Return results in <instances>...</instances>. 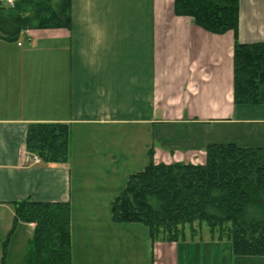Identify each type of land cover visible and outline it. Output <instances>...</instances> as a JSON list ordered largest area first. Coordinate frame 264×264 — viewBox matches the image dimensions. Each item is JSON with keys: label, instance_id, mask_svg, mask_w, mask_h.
<instances>
[{"label": "crops", "instance_id": "1", "mask_svg": "<svg viewBox=\"0 0 264 264\" xmlns=\"http://www.w3.org/2000/svg\"><path fill=\"white\" fill-rule=\"evenodd\" d=\"M173 1L71 0L69 29L0 38V233L17 201H68L71 264H264L227 241L153 242L142 224L111 221V201L150 152L155 162L204 160L203 146L165 150V124L219 125L225 140L210 133L206 144L264 145V104L233 102L234 33L195 25ZM236 38L264 41V0H239ZM37 122L69 125L67 162L26 148ZM23 223L29 238L34 224Z\"/></svg>", "mask_w": 264, "mask_h": 264}, {"label": "trees", "instance_id": "2", "mask_svg": "<svg viewBox=\"0 0 264 264\" xmlns=\"http://www.w3.org/2000/svg\"><path fill=\"white\" fill-rule=\"evenodd\" d=\"M177 15L216 34L232 31L233 102L264 104V41L241 42L236 33L239 0H174ZM71 0H16L0 4V38L17 40L30 28H70ZM25 146L42 162L65 163L70 154L66 123L28 124ZM202 162H155L131 173L110 203L115 223L138 222L151 241L194 236V222L218 232L233 254L264 255V145L211 142ZM70 204L23 199L14 204V224L33 223L23 264H71ZM190 238H193L190 236ZM214 239V238H212Z\"/></svg>", "mask_w": 264, "mask_h": 264}, {"label": "rangeland", "instance_id": "3", "mask_svg": "<svg viewBox=\"0 0 264 264\" xmlns=\"http://www.w3.org/2000/svg\"><path fill=\"white\" fill-rule=\"evenodd\" d=\"M234 128V131L242 130V128ZM237 129V130H236ZM163 132V139H160L159 144L163 146L165 150L172 151L173 153H179L180 155L188 156L189 153L195 152L196 155H200V150L205 149L207 141V135L210 133V139H217V137H224V132L220 130V126L213 127L207 126H180L178 124H165L157 129L158 136ZM240 134V133H239ZM154 136L156 131L154 130ZM159 139V138H158ZM221 140H225L221 139ZM206 144V145H204ZM193 146V147H192ZM203 148L201 149V147ZM205 153V152H204ZM186 154V155H185ZM183 162V161H182ZM195 162H198L195 160ZM124 185V181H116V183ZM129 223V222H128ZM138 223V222H130ZM195 229L194 236L191 235L188 230L187 238L192 237H205L216 239L218 232H211L208 225L205 222H194L193 227ZM147 230V229H146ZM29 228L22 221H18L14 224L13 218L9 220L8 226L1 227L0 233V264H23L26 242L29 234ZM148 233V231H147ZM149 237V235H148ZM226 239L223 238L222 241Z\"/></svg>", "mask_w": 264, "mask_h": 264}, {"label": "built area", "instance_id": "4", "mask_svg": "<svg viewBox=\"0 0 264 264\" xmlns=\"http://www.w3.org/2000/svg\"><path fill=\"white\" fill-rule=\"evenodd\" d=\"M16 0H0V4H3L7 7L13 6Z\"/></svg>", "mask_w": 264, "mask_h": 264}]
</instances>
